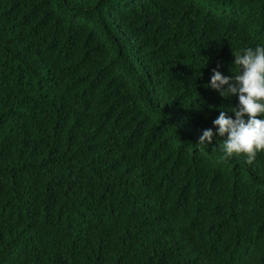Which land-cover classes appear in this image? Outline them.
I'll return each instance as SVG.
<instances>
[{
    "label": "trees",
    "instance_id": "trees-1",
    "mask_svg": "<svg viewBox=\"0 0 264 264\" xmlns=\"http://www.w3.org/2000/svg\"><path fill=\"white\" fill-rule=\"evenodd\" d=\"M258 44L264 0H0V264H264V152L197 144Z\"/></svg>",
    "mask_w": 264,
    "mask_h": 264
},
{
    "label": "clouds",
    "instance_id": "clouds-1",
    "mask_svg": "<svg viewBox=\"0 0 264 264\" xmlns=\"http://www.w3.org/2000/svg\"><path fill=\"white\" fill-rule=\"evenodd\" d=\"M233 55L234 75L225 76L214 69L205 87L225 98L237 97L238 104L219 109L213 128L205 129L197 144L210 146L217 137L226 157L243 155L251 164L264 152V45L246 47Z\"/></svg>",
    "mask_w": 264,
    "mask_h": 264
}]
</instances>
